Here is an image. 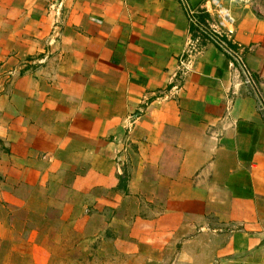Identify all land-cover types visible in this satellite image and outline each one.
I'll use <instances>...</instances> for the list:
<instances>
[{"label": "crops", "instance_id": "obj_1", "mask_svg": "<svg viewBox=\"0 0 264 264\" xmlns=\"http://www.w3.org/2000/svg\"><path fill=\"white\" fill-rule=\"evenodd\" d=\"M204 1L0 0L1 261L264 264V16L240 68Z\"/></svg>", "mask_w": 264, "mask_h": 264}, {"label": "built area", "instance_id": "obj_2", "mask_svg": "<svg viewBox=\"0 0 264 264\" xmlns=\"http://www.w3.org/2000/svg\"><path fill=\"white\" fill-rule=\"evenodd\" d=\"M246 0H207L201 6V11L210 14L213 17L210 25L207 28H203L198 25L194 13L188 10V17L193 26L197 28L200 34L207 37L220 50L225 53L232 61V64L241 68L242 62L239 56L238 47L234 46L231 42L233 35V27L235 19L231 13V10L225 3L238 4L243 3ZM196 37L191 39L187 44L179 58L180 73L186 75L191 70L193 64V58L200 52V38ZM247 83H250V79L246 73H243Z\"/></svg>", "mask_w": 264, "mask_h": 264}, {"label": "rangeland", "instance_id": "obj_3", "mask_svg": "<svg viewBox=\"0 0 264 264\" xmlns=\"http://www.w3.org/2000/svg\"><path fill=\"white\" fill-rule=\"evenodd\" d=\"M237 6H241L244 9L251 10L255 14L264 16V0H246L239 5L237 4ZM27 243L28 241H24L23 239H19L18 242L15 243L14 246L12 243H10V245L6 247L8 248V250H10V252L2 261L0 259V264H45L44 261L40 259L38 261L32 260V258L29 255V251L25 250L26 248H29ZM0 250H2V247ZM12 250H13V254H15V257H14L15 259L10 256V254L12 253ZM5 252H7V249L5 250ZM80 256L83 257L82 254L73 252L72 260L74 264H81V262L85 264V261ZM90 262L92 261L89 260V263Z\"/></svg>", "mask_w": 264, "mask_h": 264}, {"label": "trees", "instance_id": "obj_4", "mask_svg": "<svg viewBox=\"0 0 264 264\" xmlns=\"http://www.w3.org/2000/svg\"><path fill=\"white\" fill-rule=\"evenodd\" d=\"M196 18H197L196 21H197L198 25L206 24V20H208L207 17L205 15H202V14L197 15Z\"/></svg>", "mask_w": 264, "mask_h": 264}]
</instances>
